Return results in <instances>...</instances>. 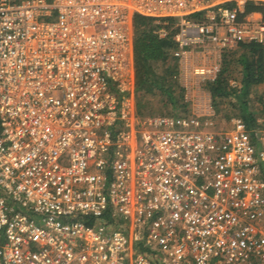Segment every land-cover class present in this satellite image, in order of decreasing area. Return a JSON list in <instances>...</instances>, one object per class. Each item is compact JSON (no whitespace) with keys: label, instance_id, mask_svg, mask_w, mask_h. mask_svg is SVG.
Instances as JSON below:
<instances>
[{"label":"built area","instance_id":"obj_1","mask_svg":"<svg viewBox=\"0 0 264 264\" xmlns=\"http://www.w3.org/2000/svg\"><path fill=\"white\" fill-rule=\"evenodd\" d=\"M135 15L176 29L177 70L205 83L224 51L264 45V0H0V264L264 262L252 130L138 114Z\"/></svg>","mask_w":264,"mask_h":264},{"label":"trees","instance_id":"obj_2","mask_svg":"<svg viewBox=\"0 0 264 264\" xmlns=\"http://www.w3.org/2000/svg\"><path fill=\"white\" fill-rule=\"evenodd\" d=\"M261 9V6L251 2L245 5V12L247 13ZM190 17L197 21L202 16L200 13H194ZM133 25L137 112L144 114L142 111L148 108L151 103L150 95L162 94L169 99L171 104L180 102L185 104L184 88L177 81L172 82V75L175 71L177 72V64L170 51L175 46L176 29H173L166 37H159L154 32L153 20L141 15L134 16ZM231 51L239 52L237 62L242 67L240 87L237 88L228 83L224 74L227 70L225 66L215 81L206 82V84L213 96L234 95L241 106L242 118L251 128L253 124L255 125L256 118L249 110L250 107L245 95L250 85L264 81V45L258 42H241ZM175 89H177V95H175ZM104 217L118 226L119 222L114 221L111 210L107 211ZM86 221L87 223L93 222L91 219H86ZM138 248L145 249L143 244L138 245Z\"/></svg>","mask_w":264,"mask_h":264},{"label":"rangeland","instance_id":"obj_3","mask_svg":"<svg viewBox=\"0 0 264 264\" xmlns=\"http://www.w3.org/2000/svg\"><path fill=\"white\" fill-rule=\"evenodd\" d=\"M238 54L239 52L237 53L231 50H226L221 54V69L224 68V66L227 68L226 72L224 73L227 81L229 84H232L231 82L236 83L232 86L237 88L240 87L239 80L241 78V67L237 62ZM204 59L207 62H214L217 60V55H204V53L199 50L193 56L194 62H201ZM175 62L177 64V60H175ZM176 81L184 88L183 95L185 104L181 102L177 104H171L169 99L162 94L150 95L149 97L151 99V103L148 108L142 111L144 113L143 115L168 113L200 114L214 110L217 113L216 121L218 123L216 126L217 128L221 129H226L231 126V118L237 116L243 117L241 106L234 95L221 97L213 96L205 82L197 81L195 77L191 75L188 77L185 75V72H181V70H177V72L175 71V73L172 75V82ZM133 89L135 110L137 111L135 71H133ZM177 89H175V95L178 94V92H176ZM245 99L247 100L250 107V112H252L256 118L255 125L253 124V127L250 129L254 134L260 165L264 170V87L250 88L245 95Z\"/></svg>","mask_w":264,"mask_h":264},{"label":"crops","instance_id":"obj_4","mask_svg":"<svg viewBox=\"0 0 264 264\" xmlns=\"http://www.w3.org/2000/svg\"><path fill=\"white\" fill-rule=\"evenodd\" d=\"M254 16H257L258 14L256 13V14H253ZM235 48H233L232 50H234ZM208 62H210V61H208ZM239 63V62H238ZM239 65H240V63H239ZM240 67H241V65H240ZM241 69H242V67H241ZM241 78H242V72H241ZM241 78H240V80H239V84L241 85ZM263 88L264 87V81L262 82V83H259V84H252V85H250L249 87H248V89L247 90H249L250 88Z\"/></svg>","mask_w":264,"mask_h":264}]
</instances>
